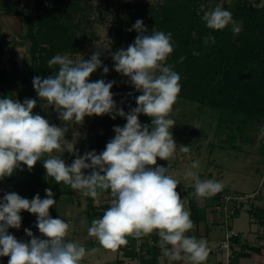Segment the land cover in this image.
<instances>
[{
    "label": "clouds",
    "instance_id": "clouds-1",
    "mask_svg": "<svg viewBox=\"0 0 264 264\" xmlns=\"http://www.w3.org/2000/svg\"><path fill=\"white\" fill-rule=\"evenodd\" d=\"M202 20L213 30L231 25L233 36L242 31L232 12L220 5L206 11ZM133 29L138 33L134 43L112 53L114 70L128 77L136 91L142 93L135 98L137 106L130 112L117 108L111 92L115 81H89L102 66L99 50L90 59L75 61L68 55L56 54L47 62L48 68L56 69L54 74L33 77L38 97L54 107L65 127L33 114L35 99L20 102L9 96L0 98V180L12 176L21 164L31 170L42 156L61 150L68 126L82 124L86 116L123 117L126 124L114 127L115 136L101 153L93 150L82 156L77 154L71 165L54 156L43 160L47 177L81 191L97 203V189L110 190V206L88 229V235L95 237L104 249L115 251L127 245L128 236L141 238L155 233L169 262L204 264L210 251L207 241L186 235L195 225L185 200L176 190L179 182L169 174L170 164H157L158 158L169 161L177 151L171 131L176 121L171 114L181 92V76L166 65L174 51L172 33L153 30L146 34L148 29L141 19L128 31ZM209 42L214 44L215 37L208 35L204 44ZM193 55L198 56L199 52L194 50ZM103 72H109L107 66ZM140 114L151 118L150 126L141 124ZM261 132L264 134V128ZM179 151L188 153L190 147L180 145ZM84 169L92 171L85 175ZM185 175L195 179L197 199L222 189L221 183L201 181L191 171ZM45 193L46 198L36 194L29 200L11 192L0 201V257H9L8 264H80L85 257V247L66 238L69 224L49 213L56 204L54 193L51 189H45ZM22 211L36 216V227L44 238L36 237L29 229L24 231L30 241H20L9 234V228L21 227Z\"/></svg>",
    "mask_w": 264,
    "mask_h": 264
},
{
    "label": "trees",
    "instance_id": "trees-1",
    "mask_svg": "<svg viewBox=\"0 0 264 264\" xmlns=\"http://www.w3.org/2000/svg\"><path fill=\"white\" fill-rule=\"evenodd\" d=\"M157 6L141 4L139 2H124L118 6L123 11V18L112 24L114 29L113 40L116 47H120L123 36L130 37L134 43L138 33L133 25L138 19L143 20L148 29L146 34L153 30L172 33L174 51L168 56L166 63H174L180 76L181 92L178 98L198 102L219 111V123H226V130L230 133L251 130L252 123L264 124V16L261 10H254L253 4L244 1L238 13L243 19L242 31L237 36L226 29L213 30L202 20L206 8H201L198 0H161ZM90 6L80 7L74 0H35V15L20 13L23 23L27 27L25 37L29 42L30 72L24 74L16 62L10 70H0V98L11 97L23 102L27 99L41 101L33 88V77L46 78L54 74L56 69L48 68V60L56 54L77 52L84 43L78 38L81 33L79 24H72L75 15L83 14ZM144 8L145 11L140 9ZM148 15V17H147ZM257 15V16H256ZM85 23H90L86 13L82 16ZM212 35L215 43L209 42L206 46L204 39ZM130 43V44H132ZM128 44V46L130 45ZM4 40L0 39V57L4 50ZM199 55H193V51ZM27 61V60H26ZM119 77V75H115ZM93 77V82L100 80ZM91 82V79H89ZM20 82V84H18ZM47 119L50 124L58 126V113ZM99 131L86 147L85 153L95 150L97 154L105 150L108 143L110 123L114 120L124 121L117 116L112 119L105 114L97 116ZM140 122L142 117H139ZM237 130V131H236ZM264 153V152H263ZM50 154L41 157L35 166L29 170L21 164L13 175L3 178L15 188V193L31 200L36 194L41 199L46 198L45 189H51L56 204L50 208L53 218L57 216V202L63 196L70 195L72 188L63 182L58 184L54 178L47 177L43 167V160ZM59 158V157H58ZM67 165H71L66 157H60ZM91 169L89 173H91ZM99 194H110V190L97 189ZM6 193L1 192L0 201ZM87 213L99 215L93 205V198L88 197ZM110 205L104 207L108 208ZM21 224L38 237L36 216L27 211L20 213ZM102 217V216H101ZM191 220L196 226L197 215L193 211ZM99 219V217L97 218ZM31 239V238H30ZM0 264H8L6 257H0Z\"/></svg>",
    "mask_w": 264,
    "mask_h": 264
},
{
    "label": "rangeland",
    "instance_id": "rangeland-1",
    "mask_svg": "<svg viewBox=\"0 0 264 264\" xmlns=\"http://www.w3.org/2000/svg\"><path fill=\"white\" fill-rule=\"evenodd\" d=\"M80 7L90 6L85 13L90 23H85L82 15H75L72 24H79L80 29L86 33H81L78 38L84 43L83 47L77 52H65L62 55H68L69 58L90 59L91 55L97 50L100 51V59L102 66L98 68L89 79L93 82V77H100L106 83L115 81L111 92L113 99L116 102L117 108H122L125 113L136 107V97L142 93L136 91L132 86L128 77L122 76L114 70V61L112 53L126 49L128 44L132 43L130 37L123 36L120 41V47L115 46L113 40L114 29L113 22L123 18V11H118V6L124 2H139L141 4L155 5L161 3V0H74ZM247 0H198L201 8H208L207 11L215 8L217 5L222 6L225 10H230L233 14V19L239 25H243V19L239 17L238 10L241 5ZM255 0H248L247 3L253 4ZM254 7V10H261L260 16H264V0ZM145 11L144 8L140 9ZM35 0H0V39L4 40L5 45L3 54L0 57V70L9 69L13 62H16L20 71L24 74L30 72L29 59V42L25 37L27 27L23 23L20 13L24 15H35ZM257 16V15H256ZM148 17V15H147ZM231 31V25L225 28ZM27 60V61H26ZM174 70V63H166ZM107 66L109 72L104 74L103 67ZM119 77H115V75ZM53 75V74H52ZM47 77V76H46ZM20 84V82H18ZM33 114H39L45 119L51 118L54 122V116L57 112L54 107L47 105V102H38L33 109ZM172 118L176 124L171 129L173 139L177 144V151L169 161L157 159V164L160 166L169 167V174L177 178V181L188 189L194 183L193 177H186L185 173L191 171L198 178L202 175V180H214L222 185L219 192L228 191L240 195H253L257 190L264 193V134L261 129L264 124L252 123L251 130L241 131L240 133H230L226 130V123H219V111L212 109L207 105H202L198 102L177 98L173 106ZM142 117V125H151V118L140 114ZM124 121H112L109 126L108 142L114 138V127H123L126 124ZM58 127H65V122L58 119ZM99 118L97 116H86L82 124L68 126V131L65 134V140L61 141V150H54L50 156L63 157L65 156L68 162H73L76 155H84L86 147L89 145L91 138L93 139L99 128ZM194 125V126H193ZM237 131V130H236ZM76 133L74 137L73 133ZM180 145L190 147V152L182 153L179 151ZM90 163V161H88ZM196 167H192L193 164ZM176 169V170H175ZM90 169L82 170L85 175H88ZM176 173V174H175ZM201 180V179H200ZM191 190L192 188L189 187ZM195 188H193L194 190ZM257 189V190H256ZM192 190V191H193ZM256 190V191H255ZM15 188L4 179L0 180L1 192H14ZM255 191V192H254ZM195 192V191H194ZM218 192V193H219ZM253 192V193H252ZM218 193L214 194L217 195ZM102 193L98 199L100 203H104L105 199ZM212 195V196H214ZM210 196V197H212ZM65 199V201L63 200ZM258 197L248 200L239 205L243 208L245 205L255 203ZM111 194L108 196V201L111 200ZM71 200V201H70ZM73 201V202H72ZM64 203L59 205V203ZM74 203L75 208L73 215L70 218L68 238L73 242L80 241L82 244L85 241V233L91 226L89 223L90 215L87 212V196H84L81 191L73 190L70 195L63 196L57 202L60 209H70ZM99 203V202H98ZM97 202L95 204H98ZM83 211L85 214L81 216ZM261 212V211H260ZM80 218V221H79ZM64 219V218H63ZM233 220V218H232ZM232 220L229 224H232ZM67 223V222H66ZM79 224V228H75ZM26 235L22 236L25 240ZM75 236L74 239L72 237ZM67 238V237H66ZM95 242V241H94ZM80 243V244H81ZM87 244V241L84 242ZM99 245L97 240L96 245ZM100 252V250H98ZM92 258H96L93 256Z\"/></svg>",
    "mask_w": 264,
    "mask_h": 264
},
{
    "label": "crops",
    "instance_id": "crops-1",
    "mask_svg": "<svg viewBox=\"0 0 264 264\" xmlns=\"http://www.w3.org/2000/svg\"><path fill=\"white\" fill-rule=\"evenodd\" d=\"M171 175L173 176V174ZM201 177L202 175L198 178L203 181ZM173 178L177 180L176 177ZM187 187L188 189L180 182L176 190L179 192L181 199L185 200V206L187 210L190 211V214L194 211L198 218L196 226L187 232L186 235L195 236L198 240L203 239L207 241V247L210 251L204 264L224 263L226 255L224 251L220 249V244L224 240L226 234L230 232L236 234L232 246V250L235 254L234 264H264V193H260L255 203L251 205L247 204L243 208L239 207L233 220L231 219L232 224L225 226L221 217L216 214L214 205L219 201L222 193L228 191L219 192L212 197L197 199L194 192L195 189L193 190V188H195V180L194 183ZM189 187H193V191ZM100 195L101 194H99V196ZM104 196L107 200L104 203H100L99 201L98 204H95L96 202L93 200V205L97 208V213H99V215L95 216L91 214L89 218L90 224L94 219L98 217L101 218L107 210L104 206L110 205L111 200L108 201V196H110V194H104ZM65 199L63 198L64 201ZM61 204L63 205L64 203H59V205ZM59 205L56 218H64L63 220L69 224V220L75 208L74 203L72 204L73 207L70 209L61 210ZM83 214H85V212L83 213L82 211L80 218ZM75 228H79V224L76 225ZM24 229H28V226L26 224H21L19 229L9 228L8 232L20 241H30V237L26 235ZM24 235H26L25 240L22 239ZM84 235L87 244H84L85 241L83 244L77 241V243H81L80 245L86 249V255L80 261V264H183V261L169 262L164 253V249L160 246L159 237L155 233L142 236L141 238L128 236L127 245L121 246L115 251L104 249L100 244L96 245L97 239L89 236L88 232ZM38 237L44 238L41 236L40 232ZM74 238L75 236L72 237V239ZM67 239H69L68 235ZM166 247L170 248L171 246L168 245ZM93 248L97 249L94 253L90 251ZM98 250H100V252H98ZM93 256L96 258H92ZM6 259L8 262L9 257H6Z\"/></svg>",
    "mask_w": 264,
    "mask_h": 264
},
{
    "label": "built area",
    "instance_id": "built-area-1",
    "mask_svg": "<svg viewBox=\"0 0 264 264\" xmlns=\"http://www.w3.org/2000/svg\"><path fill=\"white\" fill-rule=\"evenodd\" d=\"M260 195L257 190L253 195H240L236 193L225 192L220 196L219 201L214 205L216 214L221 217L225 226L229 225L231 219L236 215L239 205L248 200L255 199ZM264 210V207H263ZM236 237L235 233H227L224 240L220 244V249L224 251L226 257L223 264H234L235 254L232 250L233 239Z\"/></svg>",
    "mask_w": 264,
    "mask_h": 264
}]
</instances>
